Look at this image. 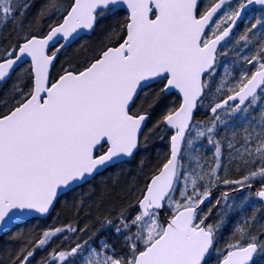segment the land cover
<instances>
[{"label":"snow or ice","instance_id":"snow-or-ice-1","mask_svg":"<svg viewBox=\"0 0 264 264\" xmlns=\"http://www.w3.org/2000/svg\"><path fill=\"white\" fill-rule=\"evenodd\" d=\"M0 93V264H264V0H0Z\"/></svg>","mask_w":264,"mask_h":264},{"label":"trees","instance_id":"trees-1","mask_svg":"<svg viewBox=\"0 0 264 264\" xmlns=\"http://www.w3.org/2000/svg\"><path fill=\"white\" fill-rule=\"evenodd\" d=\"M42 2H43V0H36V5H37V7H39V5H40ZM33 11H35V9H34ZM10 27H11V25L8 26V28H10ZM7 30H8L7 28L4 29V31H7ZM73 47H76V46H73ZM71 53H72V50L70 49V50H69V54L71 55ZM0 94H2V93H0ZM198 118H199V119H204L205 116H204L203 113H201V114L198 116ZM157 147H158V148H162L161 150H163V149H164V144H160V143H158V144H157ZM153 154H154V153H153ZM209 155H210V153H209ZM235 175H236V174L233 173V176H235ZM216 195H219V194L217 193ZM213 203H214V201H213ZM257 206H259V205H257ZM60 211H61V209L58 207V208H57V212H60ZM251 211H252V209H249V212H251ZM238 218H239V217H237V219H238ZM48 221H49V220H47V221H45V220H41L40 223H42V224H43V223H48ZM262 222H264V221H262ZM35 223H36L35 220L30 221V224H35ZM30 224H29V225H21V227H28V226H30ZM230 231H231V223L229 224L228 228H226V230H225V233H224L225 237H227V236L229 235ZM0 244L3 245V244H4V240H1Z\"/></svg>","mask_w":264,"mask_h":264},{"label":"flooded vegetation","instance_id":"flooded-vegetation-1","mask_svg":"<svg viewBox=\"0 0 264 264\" xmlns=\"http://www.w3.org/2000/svg\"><path fill=\"white\" fill-rule=\"evenodd\" d=\"M1 240H4V238H0V242H1ZM2 246H3V245L0 244V247H2Z\"/></svg>","mask_w":264,"mask_h":264},{"label":"rangeland","instance_id":"rangeland-1","mask_svg":"<svg viewBox=\"0 0 264 264\" xmlns=\"http://www.w3.org/2000/svg\"><path fill=\"white\" fill-rule=\"evenodd\" d=\"M160 149H162V148H160ZM48 223H51V219H49Z\"/></svg>","mask_w":264,"mask_h":264}]
</instances>
